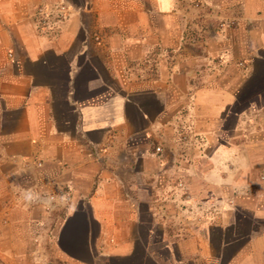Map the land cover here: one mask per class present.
Segmentation results:
<instances>
[{"label":"crops","instance_id":"1","mask_svg":"<svg viewBox=\"0 0 264 264\" xmlns=\"http://www.w3.org/2000/svg\"><path fill=\"white\" fill-rule=\"evenodd\" d=\"M259 184L264 0H0V264H264Z\"/></svg>","mask_w":264,"mask_h":264},{"label":"built area","instance_id":"2","mask_svg":"<svg viewBox=\"0 0 264 264\" xmlns=\"http://www.w3.org/2000/svg\"><path fill=\"white\" fill-rule=\"evenodd\" d=\"M71 9L63 3L42 4L34 12V20L39 31L49 34H57L62 24L67 21L71 15ZM182 136V133H181ZM160 152V148H156Z\"/></svg>","mask_w":264,"mask_h":264},{"label":"rangeland","instance_id":"3","mask_svg":"<svg viewBox=\"0 0 264 264\" xmlns=\"http://www.w3.org/2000/svg\"><path fill=\"white\" fill-rule=\"evenodd\" d=\"M259 181H263V179H261V176H260V178H259ZM257 182H258V180H257ZM258 186H259V189H260L261 191H264L262 185L259 184ZM255 191H256V190H255Z\"/></svg>","mask_w":264,"mask_h":264}]
</instances>
